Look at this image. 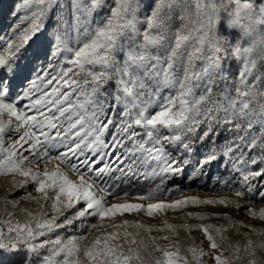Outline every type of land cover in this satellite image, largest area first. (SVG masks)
<instances>
[{
  "label": "snow or ice",
  "instance_id": "1",
  "mask_svg": "<svg viewBox=\"0 0 264 264\" xmlns=\"http://www.w3.org/2000/svg\"><path fill=\"white\" fill-rule=\"evenodd\" d=\"M11 15L0 264H264V0Z\"/></svg>",
  "mask_w": 264,
  "mask_h": 264
},
{
  "label": "rangeland",
  "instance_id": "2",
  "mask_svg": "<svg viewBox=\"0 0 264 264\" xmlns=\"http://www.w3.org/2000/svg\"><path fill=\"white\" fill-rule=\"evenodd\" d=\"M17 0H0V31H6L8 26L14 23V19L11 15V10L16 4ZM7 180L5 178H0V185L6 184ZM193 189H196V184L192 185ZM3 194V189L0 188V195ZM227 195V193H224ZM186 195H199V196H212L214 193L209 191H189ZM131 218V217H130ZM148 220V218H144ZM149 223H157L155 220H148ZM175 223H180V221H174ZM199 235L198 233L196 234Z\"/></svg>",
  "mask_w": 264,
  "mask_h": 264
}]
</instances>
